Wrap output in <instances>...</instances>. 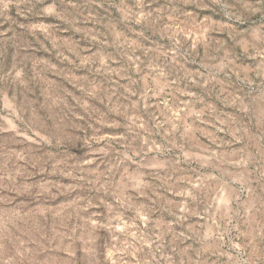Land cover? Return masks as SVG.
<instances>
[{
  "label": "rangeland",
  "instance_id": "rangeland-1",
  "mask_svg": "<svg viewBox=\"0 0 264 264\" xmlns=\"http://www.w3.org/2000/svg\"><path fill=\"white\" fill-rule=\"evenodd\" d=\"M0 264H264V0H0Z\"/></svg>",
  "mask_w": 264,
  "mask_h": 264
}]
</instances>
